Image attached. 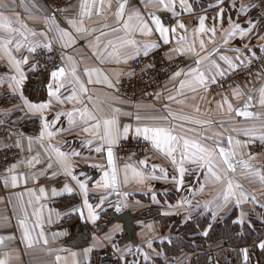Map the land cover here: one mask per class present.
<instances>
[{
	"label": "crops",
	"instance_id": "obj_1",
	"mask_svg": "<svg viewBox=\"0 0 264 264\" xmlns=\"http://www.w3.org/2000/svg\"><path fill=\"white\" fill-rule=\"evenodd\" d=\"M80 2L81 0H73L59 8H51L42 0H0V14L7 16L12 21L14 28H20V25L23 24L27 30L46 33L47 41L44 37L31 36L25 29H20L25 31V35L28 36L27 42L38 41L41 44L51 42L52 50L60 55L61 66L68 70L76 67L82 82L86 83L89 79L84 75L86 69H97L98 73L93 72L91 78L93 81L100 80L102 82L86 83L89 90L88 95L81 94L84 105L101 118L111 115L113 109L119 108L120 112L117 115L121 130L125 125L130 129L127 137H137L135 129L145 125L174 128L178 134L185 135L190 139L212 136L214 140H220L225 145L227 138L231 136L234 145L239 141V145L235 147L237 160H248L249 155L253 156L254 159L249 162L257 172L260 169L264 174V155L260 156L247 150V145L251 140L260 139L259 137L264 134V107L259 103L258 91L264 84V81L261 80V74H264V19L259 16L253 0H237L236 9L231 7L232 0H223L222 4L219 3V0H186L191 11L181 9L179 0H176V14L160 8L157 0H105V5L110 3L111 7L105 6L101 15L93 14L91 18L83 17L84 27L89 29L91 34L78 35L76 43L72 47H62L53 39L55 33L49 32V26L45 21L54 16L60 27L68 29L67 21L79 14ZM120 3H125L123 12L125 20L129 16L139 13L141 18L149 20L152 15H155L161 19L165 27L169 28L175 27L177 21L185 24L187 32L177 29L176 36L178 38L180 35H185L186 42L178 44L176 39H173L168 44L167 58L183 59L182 64L174 72L187 71L190 67L195 66L193 60L198 57H194L186 49L188 45L195 42L196 50L199 51V40L202 38L207 51L214 53L215 60L220 64L221 70L225 74L220 76L210 62H205L202 69L205 70L206 76H214L217 80L216 84H212L209 80L207 92L203 89L192 92L186 88L178 94L176 90L179 87L178 83L170 79L174 73L172 72L162 88L149 95L136 99L122 96L118 92L117 85L121 78L129 75L127 69V64L131 60L129 57L133 58L137 55V49H139V54L144 53L143 45L146 42L156 43L158 47L163 43L158 39V33H154L152 36H142L138 30L126 32L123 24L118 22L115 16ZM241 4L254 6L247 8L244 13L238 16L237 12ZM97 6H99V0H97ZM220 8L224 9L223 22L221 23L217 19L214 25L213 17L216 16ZM200 16L207 17L206 28L211 29L215 26V36L209 32L202 37H194L193 29L198 26ZM229 17L239 23L242 28H247L249 21H252L255 28L243 38L237 33L235 37L228 38L229 42L224 44L223 40L226 37L223 32L229 27ZM131 23L133 25L136 23L135 17ZM105 24L107 27H104ZM112 28H116L117 31L113 32ZM101 32L106 35H100ZM6 35L0 30V38ZM13 38V45L9 46L12 56L15 59L26 56L29 62L21 66L26 79L17 88L15 81L10 78L12 76L19 78V73L15 71V67L5 51L0 49V124L10 127L9 136L0 139V149L7 146L18 148L19 157L11 165L17 164V173H25L30 178L28 180L20 179L16 186H12L11 183L5 184V176L8 175L11 165L6 171L0 173V260H6L7 264H89L92 259V250H98L103 251L102 254L110 253L116 264H191L192 259L200 254L207 256L209 264H222L218 253L222 248H229L237 250V261H232V264H245L241 250L246 248L248 264H264V250L257 246L261 240H264V183H262L261 197H255L256 199L253 201L248 193L249 202L236 206L233 201L213 220L211 212L205 211L203 205L214 200L225 185L213 182L208 178L205 169L185 163L184 167L187 171L183 177V184L178 188L174 179V177L179 179L178 165L174 166L170 158L160 153L152 146L151 141H148L150 147L143 155L130 156L124 160L118 157L117 144L113 145V158L117 169V189L94 188L93 184L101 180L103 171L90 165L100 164L104 171L111 172L107 166V146L102 153L94 151V148L99 146V142L91 134L81 131L85 125L79 119L78 113L74 115L76 122L71 125L67 116H62L60 122L51 127L49 131L55 133L60 128L65 131L54 135L51 139L45 135L43 142H40L39 136L45 121L51 122L57 113L74 111V109L81 108L82 105L67 101L60 103L55 97L50 98L48 86L53 83L51 73L46 75V80L42 82V77H38L36 74V66L34 70H30L35 65L33 53H29L25 48L16 51L15 41L23 38L16 33H13ZM129 40L136 41V45L124 43ZM210 40L214 43H210ZM105 45H109L107 51H115L116 54L104 55L101 59V52L105 51ZM112 46H115V49ZM156 48L149 49L148 54L155 51ZM175 48L181 49L183 54L170 51ZM39 49L44 48L41 47L37 50ZM234 49H239V53L233 51ZM204 54L200 53V55ZM238 55L244 63L243 66L237 67L236 71L252 62L255 63L257 69L253 76L241 77L238 73L237 80L229 83L227 77L235 71L230 69L220 57L227 56L234 59ZM69 56L73 58L72 61H68L67 57ZM240 60H234L235 64L239 65ZM105 76L113 82V88H109L107 83L103 82ZM219 80L224 81L220 84ZM9 84L12 87H9ZM174 84L176 87H173ZM65 86L69 90L61 89V98L71 94V88L66 81ZM236 86H239L243 93L238 98L234 95L237 91ZM14 89L16 90L14 91ZM253 89L256 91H252ZM76 90L79 93L78 86H76ZM21 93L31 103L51 101L50 107L43 113H33L24 105ZM157 93L160 95L157 96ZM249 94L254 99L249 107L244 109V103ZM169 95L175 96L176 100H168ZM88 96H91V101L88 100ZM225 97L233 105V108H240L252 113L251 118L237 116L235 111L229 113L227 104H223L221 110L218 105L223 103ZM197 107H199V111L196 110ZM169 112L172 115H169ZM137 115L141 117L139 121L136 119ZM163 117H167V119H162ZM174 117L189 119L182 120ZM195 120L209 123L190 122ZM180 125L183 128L178 127ZM188 128L195 129V132L183 131ZM197 133L200 136H197ZM217 133L220 135L215 136L214 134ZM29 138H31L30 152L28 151ZM139 138L143 139V136L141 135ZM88 140L93 141L91 145L86 143ZM17 142L21 147H17ZM213 142V139L203 140V143L207 145H212ZM49 145L57 147L65 153H80V156L71 158V163L74 173L81 180L86 177L91 178V183L88 185V201L93 206V213L98 216L95 221H92L88 216L87 209H82L84 198L82 193L70 177L61 173L57 157ZM175 155L179 161L180 154L176 153ZM49 157H51V161ZM34 158L39 159L40 163L36 164ZM28 160H32L35 166L29 167L26 163ZM22 161L25 163L21 164ZM140 161H145V163L141 164ZM49 162L52 163V168L47 170L46 174H42L43 170L47 169ZM126 165L131 166L128 169L129 180L127 183L124 182ZM153 166H155V170ZM131 168H135L145 176L157 178L146 179L143 183H138L132 178ZM53 173L57 174L53 176ZM244 174L248 173L237 166L235 173H229V176L235 182V175ZM33 176L34 178H31ZM65 183H69L75 189L72 193L77 196L75 201L68 200L72 194L64 193L55 197L51 195L53 187L61 192ZM41 187L46 189L44 196L39 191ZM38 197L39 199H37ZM102 197L105 198L103 203H101ZM61 198L67 200L63 204H59ZM118 201L123 206L121 212H130L136 218L134 222L136 244L121 241L123 228L122 224L117 221L110 225L104 233L100 234L95 230L102 219V212L107 211L108 208L111 214L116 212L115 205ZM81 209L83 218L80 214ZM241 210L245 213L244 224L249 229L253 231L255 227L261 229L260 238L250 244L235 248L233 244L220 237L214 241H207L203 248L190 249L193 251L183 247L177 255L166 253L162 247L164 243L171 244L172 239L181 237L180 227L184 224H190L189 228L194 229V231L186 233V237L193 238L198 235L206 237L211 228L209 225L212 226L228 215L232 216L233 222L240 217ZM75 213L79 214L81 220L92 228L94 239L97 241L77 247L67 244L66 239H72L70 228L61 226V224L63 220ZM164 213L169 214L165 215ZM37 217H39L42 228L36 227ZM21 221L27 228L31 244L29 240L25 239V227L21 226ZM117 225H120L119 231L116 230ZM41 231L43 238L40 235ZM205 231H207V235H204ZM45 240L47 243L44 242ZM148 242H151V247L148 246ZM190 245L195 246V241L192 240Z\"/></svg>",
	"mask_w": 264,
	"mask_h": 264
},
{
	"label": "snow or ice",
	"instance_id": "obj_2",
	"mask_svg": "<svg viewBox=\"0 0 264 264\" xmlns=\"http://www.w3.org/2000/svg\"><path fill=\"white\" fill-rule=\"evenodd\" d=\"M219 3L222 4L223 0H219ZM157 4L160 8H162L165 11H172L173 14H176V0H157ZM179 5L181 9H187L188 11H191L190 6L186 3V0H179ZM111 7V4L108 3L105 5V0H99V6H97V0H81L79 8L80 12L76 17H73L67 21L69 28L65 29L60 27L56 23L55 17H50L46 19L45 23L49 26V32L55 33V36L53 39L60 43L62 47H72L76 43V37L78 35H90L89 29L84 27V20L83 17L87 16L91 18L93 14L99 16L101 15V12L104 7ZM254 5H244L241 4L237 15L244 13L245 10L249 7H253ZM231 7L233 9L237 8V0H232ZM125 9V3H120L118 5V9L115 12V16L117 17L118 22H121L123 24V28L126 32L128 31H136L138 30L139 33L142 36H152L154 33H158L159 37L158 39L162 41L164 45H168L172 42L173 39H176V42L178 44H184L187 40V37L185 35H180L178 38L176 36L177 29H181L184 32H187V28L184 23H181L177 21V24L175 27H165L161 19L156 17L155 15H152L149 19L141 18L139 13L134 14V16H129L127 20L123 18V12ZM223 14L224 9L220 8L219 12L216 14L215 17H213L214 25L215 21L219 19L221 23L223 22ZM136 23L133 25L131 21L134 19ZM207 20L206 16H200L198 20V26L193 29V35L196 36H203L207 33H211L212 36H215L216 34V28L213 26V28L208 29L205 27V22ZM17 22L19 23V19L17 18ZM229 27L227 29H224L223 35L226 37L223 40L224 44H227L229 42L228 38L235 37L238 33L241 38L248 35L250 32L253 31L255 28V24L252 23V21H249V26L247 28H242L241 25L231 19L229 17L228 20ZM104 27H107L105 24ZM23 28L25 31H27L31 36H41L44 37L45 41L48 40V36L44 32L37 33L35 31H30L26 29V26L21 24L20 28H14L12 27V21L2 14H0V30H2L7 35L3 38H0V49H3L5 53L8 55V58L10 62L14 65L15 71L19 73V78L16 76H12L10 79L15 81V84L17 88H19L24 80L26 79L25 73L21 70V66L28 64V57L21 56L20 59H15L11 51L9 50V46L13 45V33H16L19 35V37H22V40H16L15 41V50L20 51V49L25 48L29 53H35L38 48H44L48 51H52V45L51 42H45L41 44L40 42H27L28 36L25 35V31H21L20 29ZM113 32H116V28H112ZM100 35H106V33L101 32ZM97 40H99V37H97ZM210 43H214V41H209ZM126 44L136 45V41L129 40L125 41ZM111 44V42H109ZM109 45H105V51L101 52V59H103L104 55L112 56L115 55V51H107V48ZM113 49H115V46H112ZM145 51L144 55H148V50L151 48L158 47V44L152 43V42H146L143 45ZM170 51L174 52H180L183 54L181 49L175 48L170 49ZM187 52L192 53L194 57L193 63L194 67H190L187 71L178 70L172 74L170 77L171 80L178 83L179 87L176 89L177 93H181L184 89H190L192 92H196L200 89H203V91L207 92V84L210 80L212 84H216L217 80L215 77H207L205 70L202 69V66L205 62H210L212 66L216 69L218 74L220 76H223L225 73L223 70H221L220 64L215 60L214 53H210L207 51L205 47V41L204 39L199 40V51L196 50L195 42L193 44L188 45ZM233 51L239 53V49H234ZM205 53L204 55H200V53ZM137 55H139V49H137ZM132 57H129L131 59ZM68 61H72V57H67ZM220 59L224 61L230 69L233 71H236L237 67L243 66V61L240 60L239 55L236 56L234 59L229 58L227 56H221ZM234 60H240V64H235ZM35 65L31 67L30 70H34ZM93 72H97V69H86L84 75L88 76L89 79L87 80V84L92 83H100L102 81L96 80L93 81L91 76ZM51 76L53 78V83L49 84L48 86V96L50 98L55 97L56 100L60 103L64 102H76L78 104H81V108L74 109V111H68L66 113H57L54 119L51 122L45 121L42 125V131L39 136V140L42 143L45 135L49 139H51L54 135L59 134L62 131H65V129L60 128L57 129V131L54 133L52 131H49L51 127L56 125L60 122V119L62 116H67L69 124H74L76 121L74 119V115L76 113L79 114V119L83 121L84 127L81 128V131L84 133L91 134V136L99 142V146L94 148V151L96 153H102L105 150V146H107V166L109 169H111V172L104 171L103 167L100 164H92L90 165L93 168H100L103 171V176L100 181H96L93 184L94 188L103 187L105 189H117V169L114 163L113 158V149L112 146L117 144L118 141L123 137L127 138L128 133L130 131L129 127L127 125L123 126L121 130V126L119 124L118 120V113L120 112L119 108H115L112 110V114L106 117H98L95 115L94 112L89 110L86 105H84V101L82 99V96L88 95V88L86 86V83L81 81L80 76L77 73L76 67H72L70 70L66 69L65 67L61 66L57 68L56 70L51 72ZM70 77V78H69ZM182 77V78H181ZM261 80L264 81V74H261ZM65 81L67 82V85L71 88V94L61 98L60 93L61 89H64L65 91H68L69 88H66ZM107 83V86L109 88H113L114 84L113 82L109 81L108 78L105 76L104 81ZM76 86L79 87V93L76 90ZM9 87H12L11 84H9ZM173 87H176L174 84ZM236 93L234 95L238 98L239 95H243V93L240 91L239 86H236ZM16 89H14L15 91ZM252 91H256V89H253ZM259 91V103L262 107H264V84L258 89ZM160 94L157 93V96ZM21 99L23 100V103L29 111L33 113H43L44 110L48 109L50 107L51 101L46 103H31L27 99H25L21 93ZM91 96H88V100L91 101ZM254 97L252 95H248L247 99L244 103V109H247L249 105L252 103ZM168 100L175 101L176 97L173 95L168 96ZM223 104H227L229 113L235 111V114L237 116H243L245 118H251L253 115L247 110H241L240 108H233V105L228 101L227 97L223 99V103L221 105H218V107L223 109ZM167 108V105H165ZM199 111V107L196 109ZM169 115H172L171 112H169ZM182 120H188L187 117H174ZM42 119H44L42 117ZM137 121L141 119L139 115L136 116ZM162 119H167V117H163ZM191 123L195 124H203V123H209V122H203L199 120L190 121ZM183 128L182 125L178 126ZM184 132H195V129H183ZM135 134L137 137L143 136V139L145 141H151L152 146L157 149L160 153H163L168 158L171 159V163L174 166H177V172L179 174V179H175V182L179 188L180 185L183 184V177L185 175V172L187 169L184 167L185 163H190L197 165L198 168L205 169L208 178H210L213 182L218 184L225 185L221 192L217 195V197L212 200L206 202L203 207L205 211H210L213 220L216 219L218 213L221 211H225L228 207V205L231 202H235L236 206H240L243 203L249 202V196L247 193H245L242 190V186L235 183L233 179L230 178L229 173H235L237 166L244 169L249 175H257L260 178L261 183H264V174H261L260 172H257L254 169V166L249 162L250 160L254 159L253 156L249 155L248 160H237V153L235 151L236 145H239V141L236 142V145L233 144L232 137L229 136L227 138V144L225 145L220 140H214L212 136L207 137H201L200 139H190L187 138L185 135L178 134L174 128L169 127H163V126H148L145 125L143 127H137L135 129ZM249 134V133H246ZM215 136H219L220 134H214ZM197 136H200L199 133H197ZM261 141H264V134H262L260 137ZM213 139L212 145H207L203 143V140ZM92 140H88L86 143L88 145L92 144ZM17 147H21L20 143L17 142ZM51 148V151L55 153L57 157V163L59 165V169L63 175L66 177H70L71 181H74L76 186L79 188L80 192L83 195V202H82V209H87L88 216L91 218L92 221H95L98 219V216L93 213V206L88 201V185L91 183V178L86 177L84 180H81L77 174L74 173V168L71 163V158L80 156L79 152H71L65 153L60 151L57 147L49 145ZM28 151H31V138H29V148ZM176 153L180 154L179 161L176 159ZM135 153H133L134 155ZM35 163H40L39 159L34 158ZM87 159V158H85ZM49 160L51 161V157H49ZM25 162H21L23 164ZM29 167H34L32 160H28L26 162ZM141 164H144L145 161H140ZM52 163L49 162L47 165V169L43 170L42 174H46L47 170L52 168ZM130 165H126L125 167V176H124V182L127 183L129 180L128 177V169L130 168ZM154 170H155V166ZM17 164L11 165V167L8 169V175L5 176V184L11 183L12 186H16L18 181L20 179L28 180L30 177L25 173H17ZM132 171V178L135 179L138 183H143L146 179H156L155 176H145L140 171H137L135 168H131ZM162 171V170H161ZM57 173H53V176H55ZM81 175H84L81 173ZM31 178H34L31 177ZM51 178V177H50ZM166 178V173H165ZM202 190V188H201ZM239 190V191H238ZM40 193L42 196L45 195L46 189L44 187L40 188ZM75 191V189L70 186L69 183H65L63 186V190L61 192H58L55 187L51 189V195L53 197L62 195L64 193L72 194ZM126 195V194H125ZM39 199V197L37 198ZM155 200V197H153ZM253 201L256 199L254 196L251 198ZM105 200L104 197L101 198V203H103ZM211 205V207H210ZM179 206V205H178ZM199 207V205H197ZM122 205L118 201L115 205V211L117 213L121 212ZM80 210L81 217L83 218V211ZM165 215L169 213H164ZM245 222V213L243 210H241L240 217L237 220H234L233 223H237L240 225H243ZM21 226L25 227V239L30 241V236L28 234L27 228L23 221H21ZM36 227H41L42 225L39 223V217H37V224ZM211 227V225H209ZM117 231L120 230V225H117L116 228ZM41 238H43V232L40 233ZM204 235H207V231L204 232ZM47 243V241H44ZM148 246L151 247V242H148ZM261 250H264V240H261L259 244L257 245ZM243 254V259L245 264H248V250L242 249L241 250ZM147 258V257H146ZM0 264H7L6 260H0Z\"/></svg>",
	"mask_w": 264,
	"mask_h": 264
},
{
	"label": "built area",
	"instance_id": "obj_3",
	"mask_svg": "<svg viewBox=\"0 0 264 264\" xmlns=\"http://www.w3.org/2000/svg\"><path fill=\"white\" fill-rule=\"evenodd\" d=\"M73 0H42L51 8H59ZM255 7L262 19H264V0H253ZM168 45H161L155 51L145 56L143 53L135 55L127 64L129 75L124 76L118 81V92L126 98L136 99L146 96L155 90L162 88L167 77L174 72L183 62L182 58L168 59ZM38 77L48 75L52 71L61 67L60 55L52 50L39 49L33 53ZM255 63L246 64L244 67L231 73L227 81L232 83L237 80L238 73L241 77H247ZM224 80H219L221 84ZM10 127L0 124V139L8 137ZM149 142L139 137L122 138L116 145L119 158L143 155L149 149ZM247 150L252 153L264 155V141L254 140L247 145ZM133 153H135L133 155ZM19 157V150L14 146H7L0 149V173L6 171L9 166Z\"/></svg>",
	"mask_w": 264,
	"mask_h": 264
},
{
	"label": "trees",
	"instance_id": "obj_4",
	"mask_svg": "<svg viewBox=\"0 0 264 264\" xmlns=\"http://www.w3.org/2000/svg\"><path fill=\"white\" fill-rule=\"evenodd\" d=\"M253 141L254 140H251L250 143ZM197 179H199V177ZM70 196L72 197H70L68 200L73 199L75 201L77 199V196L75 194H72ZM66 200V198H61L59 200V204H63ZM92 201L97 202L95 200ZM108 213V210L102 212V219L100 220L98 226L95 228V230L100 234L104 233L110 225H113L116 222V220L111 221L109 219L111 215L108 216ZM231 219L232 216L228 215L221 221L213 224L206 237H202L200 235L193 238L186 237V233H190L194 231V229L192 230L189 228L190 224H184L180 227V229L182 230L181 237L172 239L171 244L164 243L162 247L166 253L177 255L180 253L181 248L183 247L185 249H188L189 251H193L190 249L196 250L197 248H203L207 241H214L220 237L224 238L230 244H233L235 248L250 244L252 241H256L260 238L261 229H259L258 227H255V230L253 231L249 229L245 224L240 226V224L233 223ZM61 226L70 228V236L72 237V239L70 240V238H67L66 242L72 247L83 246L90 244L91 241H97V239H94L95 236L93 234L92 228L87 223L83 222L79 214L77 213L72 214L67 219L63 220ZM238 231H240V233H237ZM120 239L121 241H128L126 236H121ZM192 240L195 241V246L190 245V242ZM102 252L103 251L92 250V259L89 264H116L114 259H112V255H110V253L102 254ZM218 258L222 262V264H232V261H237V250L222 248L218 253ZM209 263L210 262L209 260H207V256L205 254L197 255L191 261V264Z\"/></svg>",
	"mask_w": 264,
	"mask_h": 264
},
{
	"label": "rangeland",
	"instance_id": "obj_5",
	"mask_svg": "<svg viewBox=\"0 0 264 264\" xmlns=\"http://www.w3.org/2000/svg\"><path fill=\"white\" fill-rule=\"evenodd\" d=\"M256 69H257V66L252 69L250 76L254 75V73L256 72ZM258 155L262 156V154H258ZM120 159L124 160L123 158H120ZM259 172L262 174V170L259 169ZM234 178H235V183L241 185L242 190L247 194L249 193L251 197L253 196L261 197L262 196V183L260 181L259 176L244 174V175H235ZM197 184L198 182L196 181V185ZM108 211H109L108 213V216H109L111 214L109 208H108Z\"/></svg>",
	"mask_w": 264,
	"mask_h": 264
},
{
	"label": "water",
	"instance_id": "obj_6",
	"mask_svg": "<svg viewBox=\"0 0 264 264\" xmlns=\"http://www.w3.org/2000/svg\"><path fill=\"white\" fill-rule=\"evenodd\" d=\"M46 80V75L42 76V82ZM111 221L116 220L117 222L122 224L123 228V236H126L128 241L136 244V228L134 226V222L136 220L135 216L130 212H121L116 213L113 212L109 218Z\"/></svg>",
	"mask_w": 264,
	"mask_h": 264
}]
</instances>
